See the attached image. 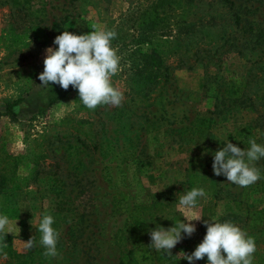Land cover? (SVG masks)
<instances>
[{
    "label": "rangeland",
    "instance_id": "rangeland-1",
    "mask_svg": "<svg viewBox=\"0 0 264 264\" xmlns=\"http://www.w3.org/2000/svg\"><path fill=\"white\" fill-rule=\"evenodd\" d=\"M231 1L238 27L224 0L166 1L161 25L148 36L167 79L150 90L135 66L150 46L138 43V17L154 0H0V170L8 155L17 166L0 190L12 232L0 234V264H117L120 250L132 245V212V224H142L136 244L144 246L129 264H190L181 256L202 242L203 220L225 215L221 222L254 238L253 264H264L261 178L240 187L212 168L213 154L228 141L247 149L236 136L240 127L260 128L254 137L264 142V0ZM92 25L117 33L111 46L121 70L111 83L124 94L122 106L90 110L76 89L47 106L49 92L38 78L46 48H57L53 41L64 30L86 34ZM228 80L244 103H218ZM198 117L212 119L207 133L182 131ZM255 166L262 177L264 158ZM194 187L206 192L195 209L202 220L192 221L195 233H182L172 256L157 261V251L147 247L149 230L183 220L179 197ZM258 209L261 219L252 213ZM45 212L60 233L55 258L43 255L32 225ZM32 237L36 247L28 250ZM147 253L151 258L143 259ZM192 264H207V256Z\"/></svg>",
    "mask_w": 264,
    "mask_h": 264
},
{
    "label": "clouds",
    "instance_id": "clouds-1",
    "mask_svg": "<svg viewBox=\"0 0 264 264\" xmlns=\"http://www.w3.org/2000/svg\"><path fill=\"white\" fill-rule=\"evenodd\" d=\"M91 28L93 30L86 34L64 30L55 37L53 43L58 47L45 50L44 70L38 77L41 82L39 86L48 88L51 84H58L67 90L71 85L78 90L82 104L90 110L98 105L122 106L124 94L111 83V77L121 70V57L117 54L118 50L111 46L117 33L98 29L96 25ZM249 145L247 149H242L228 141L217 150L213 154L212 164L215 175H224L229 183L240 187L257 182L261 174L255 164L264 158V145L258 144L255 139H250ZM205 196V190L198 187L181 195L177 211L184 219L167 229L159 225L150 229L151 243L147 247L172 256L171 250L183 239L182 233L188 237L195 233L196 225L192 221H201L203 217L195 209L198 199ZM203 223L207 230L202 242L191 254L183 252L181 258L190 264L205 256L207 264H253V254L257 250L253 237L229 221L219 222L212 218L203 220ZM8 224V217L0 215V232L5 235L11 232V229H7ZM53 224L54 217L47 212L38 224H32L40 234L39 245L43 247L46 258L59 255L57 242L60 233L53 228ZM25 247L28 250L36 247L33 237L26 241Z\"/></svg>",
    "mask_w": 264,
    "mask_h": 264
},
{
    "label": "trees",
    "instance_id": "trees-1",
    "mask_svg": "<svg viewBox=\"0 0 264 264\" xmlns=\"http://www.w3.org/2000/svg\"><path fill=\"white\" fill-rule=\"evenodd\" d=\"M167 0H154V2H151L147 5V7L139 14L138 22H137V30H138V43L142 42H149L150 46L145 51H140L137 54V57L139 59V62L136 64L135 68L137 69V72L139 74L143 73L141 76L142 82L147 85V87L152 90L154 87H156L161 80L167 79V66H164L163 59L161 56V53L159 52L158 46L156 44L151 43V39H149V34L156 32L158 30V27L161 25L162 18L159 13V9H163ZM225 6L227 7L229 11V20L232 25L235 27H238L241 23V17L238 12L237 6H235V3L231 0H224ZM56 26V25H55ZM147 35V38H146ZM49 95L46 100L47 106H50L57 101H59L62 97L65 96V94L72 92L75 90L73 86H69L67 90H64L61 88L58 84H51L47 88ZM246 97L242 96L238 87L231 81L228 80L226 85L221 91V94L219 96L218 103L223 107V104L225 102H231L234 104H242L244 103ZM16 106V105H15ZM13 109V108H12ZM14 111V109L12 110ZM211 118L209 117H198L194 119L192 122H189V124L185 127H182V131H185L186 133H190L195 135L196 137L202 136V134L207 133V128L209 122H211ZM179 129V130H181ZM257 132L253 131V126L250 124H246L242 127H240L237 132L236 136H239V142L244 147L248 148L249 140L255 139L258 144L264 145V142L257 141L254 137L256 133L262 134V130L260 128H257ZM260 139V138H259ZM16 164L13 162V158L11 156H7L4 159L3 166L0 170V190L3 189L4 186H6L9 182L13 180V177L15 175L16 171ZM259 186L261 192L264 193V169H263V175L259 181ZM243 193V191L241 192ZM235 203H237L236 200H234ZM252 213L255 216H259V219L262 218V210H254ZM0 215H5V212L3 209H0ZM136 216L134 212L130 214V224L128 228L130 239L132 240V245L130 248L125 250H120V256L118 259L117 264H129L130 262H133L135 259L134 252L137 247L144 246L142 242H139V244H136V234L135 230L139 226V229H142V224H139L140 222L137 221L136 226L132 224V218ZM226 219V215L222 216L218 219L219 222ZM253 221L258 222V219ZM139 222V223H138ZM1 234V232H0ZM166 254H163L162 252H157V255L155 259L157 261L164 259ZM143 259L151 258V255L149 253L142 255Z\"/></svg>",
    "mask_w": 264,
    "mask_h": 264
}]
</instances>
